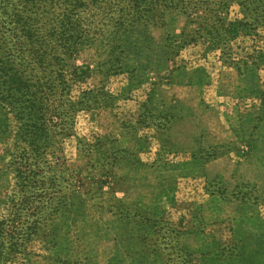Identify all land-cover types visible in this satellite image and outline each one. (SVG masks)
<instances>
[{
  "label": "rangeland",
  "instance_id": "374dc122",
  "mask_svg": "<svg viewBox=\"0 0 264 264\" xmlns=\"http://www.w3.org/2000/svg\"><path fill=\"white\" fill-rule=\"evenodd\" d=\"M229 18H241L236 5ZM185 22L176 12L138 26L121 74L108 72L111 25L79 49L71 98L103 88L112 99L79 111L72 134L37 160L46 195L29 206L48 202L50 216L6 264H264V66L223 65L200 43L163 53L181 46ZM234 46L264 51V29ZM14 133L0 110V220L18 195ZM118 146L139 148L146 166L113 161ZM24 215L16 229L34 219Z\"/></svg>",
  "mask_w": 264,
  "mask_h": 264
},
{
  "label": "trees",
  "instance_id": "16d2710c",
  "mask_svg": "<svg viewBox=\"0 0 264 264\" xmlns=\"http://www.w3.org/2000/svg\"><path fill=\"white\" fill-rule=\"evenodd\" d=\"M233 5L241 18H229ZM176 12L186 17L181 46L169 43L163 53L200 43L205 55L223 65L240 68L258 61L264 66L262 48L234 46L239 40L252 41L264 29V0H0V110L15 122L8 168L14 172L18 189L8 217L0 220V264L21 255L25 242L50 216L45 211L48 202L29 206L33 199L46 195L45 182L36 180L42 173L37 160L49 150H58V136L72 134L79 111L107 107L112 99L103 94V88L71 98L72 82L80 77L74 64L79 49L92 44L97 35L102 36L103 27L111 25L109 54L118 57L109 59L108 72L121 74L124 64L119 58L132 46L127 44L128 36L138 26L162 24ZM189 27L192 30L187 33ZM129 127L133 128L125 129ZM117 148L113 161L122 153L127 162L135 158L134 171L146 166L135 157L139 148ZM27 190L33 195H27ZM24 210V218L34 219L26 230L16 229ZM145 217L144 224L151 222L148 214Z\"/></svg>",
  "mask_w": 264,
  "mask_h": 264
},
{
  "label": "crops",
  "instance_id": "0c3cea01",
  "mask_svg": "<svg viewBox=\"0 0 264 264\" xmlns=\"http://www.w3.org/2000/svg\"><path fill=\"white\" fill-rule=\"evenodd\" d=\"M219 161V159L218 160H216V161H214V162H212V163H207L206 165H205V170H206V173H208V171H210L211 170V167L215 164V163H217ZM177 194V193H176ZM177 199V198H176ZM260 211H261V209H260ZM261 215H263L262 217H263V220H264V214H261Z\"/></svg>",
  "mask_w": 264,
  "mask_h": 264
}]
</instances>
